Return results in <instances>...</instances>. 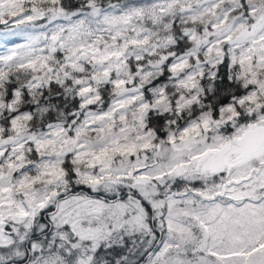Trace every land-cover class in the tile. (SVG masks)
Instances as JSON below:
<instances>
[{"label": "snow or ice", "instance_id": "1", "mask_svg": "<svg viewBox=\"0 0 264 264\" xmlns=\"http://www.w3.org/2000/svg\"><path fill=\"white\" fill-rule=\"evenodd\" d=\"M144 256L264 264V0H0V264Z\"/></svg>", "mask_w": 264, "mask_h": 264}, {"label": "trees", "instance_id": "2", "mask_svg": "<svg viewBox=\"0 0 264 264\" xmlns=\"http://www.w3.org/2000/svg\"><path fill=\"white\" fill-rule=\"evenodd\" d=\"M196 186L199 187L200 185H199V184H196ZM84 190H87V191H88L87 188H85ZM132 259H133V260H136L137 257L133 256ZM140 264H147V256H144V257L140 260Z\"/></svg>", "mask_w": 264, "mask_h": 264}, {"label": "rangeland", "instance_id": "3", "mask_svg": "<svg viewBox=\"0 0 264 264\" xmlns=\"http://www.w3.org/2000/svg\"><path fill=\"white\" fill-rule=\"evenodd\" d=\"M87 191V190H86Z\"/></svg>", "mask_w": 264, "mask_h": 264}]
</instances>
